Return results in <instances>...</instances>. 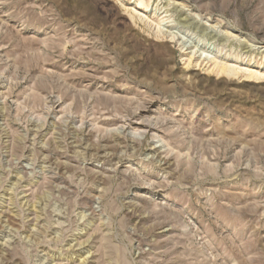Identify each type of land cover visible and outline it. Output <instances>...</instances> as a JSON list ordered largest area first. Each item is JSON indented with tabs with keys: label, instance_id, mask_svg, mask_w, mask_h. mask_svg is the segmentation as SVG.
<instances>
[{
	"label": "rangeland",
	"instance_id": "1",
	"mask_svg": "<svg viewBox=\"0 0 264 264\" xmlns=\"http://www.w3.org/2000/svg\"><path fill=\"white\" fill-rule=\"evenodd\" d=\"M0 264H264V0H0Z\"/></svg>",
	"mask_w": 264,
	"mask_h": 264
},
{
	"label": "bare ground",
	"instance_id": "2",
	"mask_svg": "<svg viewBox=\"0 0 264 264\" xmlns=\"http://www.w3.org/2000/svg\"><path fill=\"white\" fill-rule=\"evenodd\" d=\"M143 4V2H139V5ZM184 46V45H183ZM203 53V52H202ZM229 71L234 69V68H231V67H228Z\"/></svg>",
	"mask_w": 264,
	"mask_h": 264
}]
</instances>
